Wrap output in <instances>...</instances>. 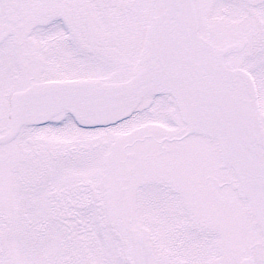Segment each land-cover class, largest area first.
<instances>
[{
	"label": "snow or ice",
	"instance_id": "snow-or-ice-1",
	"mask_svg": "<svg viewBox=\"0 0 264 264\" xmlns=\"http://www.w3.org/2000/svg\"><path fill=\"white\" fill-rule=\"evenodd\" d=\"M0 264H264V0H0Z\"/></svg>",
	"mask_w": 264,
	"mask_h": 264
}]
</instances>
